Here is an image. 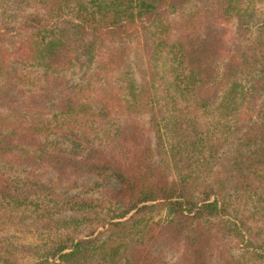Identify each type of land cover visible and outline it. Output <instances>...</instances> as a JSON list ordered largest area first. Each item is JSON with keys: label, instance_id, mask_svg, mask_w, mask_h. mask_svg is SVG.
Wrapping results in <instances>:
<instances>
[{"label": "trees", "instance_id": "trees-1", "mask_svg": "<svg viewBox=\"0 0 264 264\" xmlns=\"http://www.w3.org/2000/svg\"><path fill=\"white\" fill-rule=\"evenodd\" d=\"M0 264H264V0H0Z\"/></svg>", "mask_w": 264, "mask_h": 264}, {"label": "rangeland", "instance_id": "rangeland-1", "mask_svg": "<svg viewBox=\"0 0 264 264\" xmlns=\"http://www.w3.org/2000/svg\"><path fill=\"white\" fill-rule=\"evenodd\" d=\"M66 76L69 79L70 83H74L78 79V75L75 73V71H67ZM166 76L170 79L169 73L166 74ZM172 80V78H171Z\"/></svg>", "mask_w": 264, "mask_h": 264}]
</instances>
